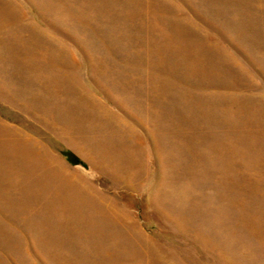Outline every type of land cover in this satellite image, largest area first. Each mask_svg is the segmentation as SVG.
Instances as JSON below:
<instances>
[{
    "label": "rangeland",
    "instance_id": "374dc122",
    "mask_svg": "<svg viewBox=\"0 0 264 264\" xmlns=\"http://www.w3.org/2000/svg\"><path fill=\"white\" fill-rule=\"evenodd\" d=\"M0 264H264V0H0Z\"/></svg>",
    "mask_w": 264,
    "mask_h": 264
}]
</instances>
